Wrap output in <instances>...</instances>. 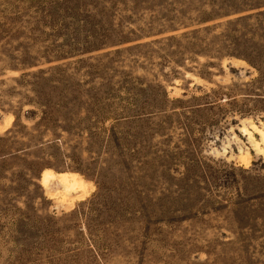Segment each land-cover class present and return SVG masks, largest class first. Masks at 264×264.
Instances as JSON below:
<instances>
[{
    "label": "rangeland",
    "instance_id": "rangeland-1",
    "mask_svg": "<svg viewBox=\"0 0 264 264\" xmlns=\"http://www.w3.org/2000/svg\"><path fill=\"white\" fill-rule=\"evenodd\" d=\"M259 10L0 0V264H264Z\"/></svg>",
    "mask_w": 264,
    "mask_h": 264
},
{
    "label": "trees",
    "instance_id": "trees-1",
    "mask_svg": "<svg viewBox=\"0 0 264 264\" xmlns=\"http://www.w3.org/2000/svg\"><path fill=\"white\" fill-rule=\"evenodd\" d=\"M264 23V10H259L255 12L254 14H247V15H242L234 18L233 20L227 21L226 24L228 26H225V30L227 31H245V34L250 33L253 36H251V39L249 38L245 49L250 51V52H257L256 47H262L254 42H252V37L256 34V31L263 30L264 31V26L262 24ZM263 31L260 32L259 35L260 39L262 40L264 34ZM244 37V36H243ZM166 41L170 42L171 44H168L169 47L172 48H182L185 45H190L193 44L194 36L191 35L190 37L182 34L180 36H168L165 38ZM236 40V39H235ZM241 42L246 43V38L241 39ZM161 98L158 97L157 94H153L152 98H150V101L146 100L144 101V107L154 108L157 111L160 108V101ZM146 114H151L152 111L145 112Z\"/></svg>",
    "mask_w": 264,
    "mask_h": 264
},
{
    "label": "bare ground",
    "instance_id": "bare-ground-1",
    "mask_svg": "<svg viewBox=\"0 0 264 264\" xmlns=\"http://www.w3.org/2000/svg\"><path fill=\"white\" fill-rule=\"evenodd\" d=\"M251 128H254V126H252ZM255 129V128H254ZM264 131V130H263ZM257 132H259L257 130ZM243 133V132H242ZM247 133V132H246ZM251 135V134H250ZM260 135V134H259ZM264 138V136H263ZM256 145V143H255ZM58 176V175H57ZM47 175L44 176V178H46ZM53 177V176H52ZM58 178H60V180L64 183L65 187L67 189H77L80 187V184H79V180L78 178H75V177H71V181L69 182L68 178H69V175H65V174H60V176H58ZM45 180V179H44ZM50 180V179H49ZM59 180V179H58ZM52 181V180H51ZM56 182V181H55ZM59 185V184H58ZM78 190V189H77ZM54 194V193H53ZM76 194V193H75ZM55 195V194H54Z\"/></svg>",
    "mask_w": 264,
    "mask_h": 264
}]
</instances>
